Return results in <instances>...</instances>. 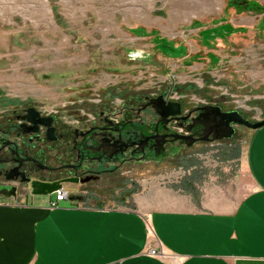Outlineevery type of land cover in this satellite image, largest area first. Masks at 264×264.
Wrapping results in <instances>:
<instances>
[{"label": "rangeland", "instance_id": "374dc122", "mask_svg": "<svg viewBox=\"0 0 264 264\" xmlns=\"http://www.w3.org/2000/svg\"><path fill=\"white\" fill-rule=\"evenodd\" d=\"M248 1L262 9L242 10L239 0H0V105L74 124L175 87L171 98L186 109L218 104L262 121L264 0ZM251 132L238 126L232 139L192 151L221 155L229 145L236 154ZM181 162L135 169L103 193L105 204L122 206L143 179L183 174Z\"/></svg>", "mask_w": 264, "mask_h": 264}, {"label": "crops", "instance_id": "0c3cea01", "mask_svg": "<svg viewBox=\"0 0 264 264\" xmlns=\"http://www.w3.org/2000/svg\"><path fill=\"white\" fill-rule=\"evenodd\" d=\"M182 165L173 179H143L122 206L52 207L55 194L0 203V264H264V127L237 154L194 153Z\"/></svg>", "mask_w": 264, "mask_h": 264}, {"label": "flooded vegetation", "instance_id": "af4514ba", "mask_svg": "<svg viewBox=\"0 0 264 264\" xmlns=\"http://www.w3.org/2000/svg\"><path fill=\"white\" fill-rule=\"evenodd\" d=\"M176 90L131 96L117 111L102 110L74 124L34 106L0 105L8 107L0 112V203L27 204L47 184L60 186L68 199L105 201L103 193L125 185L135 169L182 161L197 153L192 148L198 144L226 140H200L208 134L202 108L233 110L218 104L186 109L171 98ZM173 103L181 105V114L163 117L159 110Z\"/></svg>", "mask_w": 264, "mask_h": 264}, {"label": "water", "instance_id": "95a60500", "mask_svg": "<svg viewBox=\"0 0 264 264\" xmlns=\"http://www.w3.org/2000/svg\"><path fill=\"white\" fill-rule=\"evenodd\" d=\"M202 109L205 111L202 116L205 119L204 126L208 130V134L207 137H203L200 140L205 142L231 139L236 132L234 126H245L251 130H258L264 127V120L251 122L245 119L238 110L223 112L218 106H205ZM159 112L163 117L169 115L177 116L181 114V105L179 103H173L165 110H159ZM175 138L183 140L188 137L176 135ZM59 188L60 186L54 184L41 185L35 189L34 195L38 197H50Z\"/></svg>", "mask_w": 264, "mask_h": 264}, {"label": "built area", "instance_id": "2783aa9c", "mask_svg": "<svg viewBox=\"0 0 264 264\" xmlns=\"http://www.w3.org/2000/svg\"><path fill=\"white\" fill-rule=\"evenodd\" d=\"M55 201L52 202V207H56L58 205L59 202L61 201H64L66 199H68V195L65 191L63 190H57L55 191ZM151 256H154V257H164L165 254H163V252H160L157 248H151L149 249V252H148Z\"/></svg>", "mask_w": 264, "mask_h": 264}, {"label": "trees", "instance_id": "16d2710c", "mask_svg": "<svg viewBox=\"0 0 264 264\" xmlns=\"http://www.w3.org/2000/svg\"><path fill=\"white\" fill-rule=\"evenodd\" d=\"M239 1H244V2L246 1L247 2V4L243 8H241L242 10L245 9V10H250L251 11L253 9V10L260 11L262 9V7L259 4H257V3H252V2H249L248 0H239ZM230 150L231 149L229 148V145H227L222 152H228V153H230V152H232ZM133 192H135V190L132 191L131 193H133Z\"/></svg>", "mask_w": 264, "mask_h": 264}]
</instances>
